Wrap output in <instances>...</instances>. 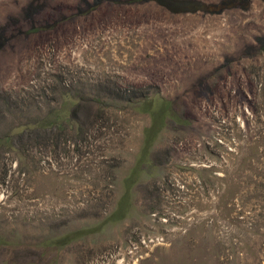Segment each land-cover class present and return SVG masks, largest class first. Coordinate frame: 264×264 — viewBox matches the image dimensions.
<instances>
[{
	"label": "rangeland",
	"instance_id": "1",
	"mask_svg": "<svg viewBox=\"0 0 264 264\" xmlns=\"http://www.w3.org/2000/svg\"><path fill=\"white\" fill-rule=\"evenodd\" d=\"M87 1L0 0V264H264V0ZM155 94L184 122L111 219ZM69 99L82 133L38 128Z\"/></svg>",
	"mask_w": 264,
	"mask_h": 264
},
{
	"label": "trees",
	"instance_id": "2",
	"mask_svg": "<svg viewBox=\"0 0 264 264\" xmlns=\"http://www.w3.org/2000/svg\"><path fill=\"white\" fill-rule=\"evenodd\" d=\"M113 1H119V0H113ZM154 1L165 6L166 8L168 7V9L172 11L200 10V9L205 11H212V6H213L210 4H204L193 0H154ZM97 3L98 2H96L95 4H91L88 12L92 11L93 9H96ZM86 5H89V2L87 0H86ZM40 29L42 28H33V31H38ZM139 104L141 111L148 112L149 114H151L152 125L145 128L144 130V138L142 140L141 150L137 157L136 165L130 171L127 177L123 179L125 185V191L121 196V198L119 199L118 207L111 216V219L113 218L118 219L128 211L129 200L131 197L130 188L137 181L139 175L144 173L143 170L148 161V155L159 133L164 118L166 116H170L172 118L175 116L177 117L176 123L184 122L173 111L172 101L169 99H165L159 94H155L151 97H145L139 102ZM79 110H81V107L78 102L70 99L66 100L63 103H61L59 106L51 108L44 118L39 119L37 122L38 128H53L54 130H57L59 132H64V135H68L69 131H71V129L74 128L75 131L82 133L86 121L83 118L84 116L83 110H81V115L79 114ZM85 110H86V117L88 119L90 114L89 109H85ZM77 132L76 134H78ZM149 171L150 170H147V173H149ZM83 231L85 230L79 229L70 232L59 238L53 239L52 243L56 246L66 245L72 242L73 240H75L82 233H86Z\"/></svg>",
	"mask_w": 264,
	"mask_h": 264
}]
</instances>
